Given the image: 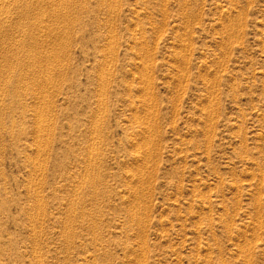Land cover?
I'll use <instances>...</instances> for the list:
<instances>
[{
	"label": "rangeland",
	"instance_id": "obj_1",
	"mask_svg": "<svg viewBox=\"0 0 264 264\" xmlns=\"http://www.w3.org/2000/svg\"><path fill=\"white\" fill-rule=\"evenodd\" d=\"M0 264H264V0H0Z\"/></svg>",
	"mask_w": 264,
	"mask_h": 264
}]
</instances>
